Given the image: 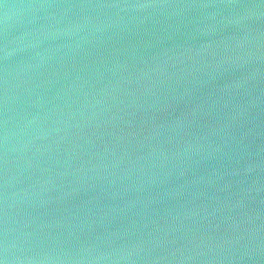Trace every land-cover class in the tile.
<instances>
[{
  "label": "water",
  "instance_id": "95a60500",
  "mask_svg": "<svg viewBox=\"0 0 264 264\" xmlns=\"http://www.w3.org/2000/svg\"><path fill=\"white\" fill-rule=\"evenodd\" d=\"M0 264H264V0H0Z\"/></svg>",
  "mask_w": 264,
  "mask_h": 264
}]
</instances>
